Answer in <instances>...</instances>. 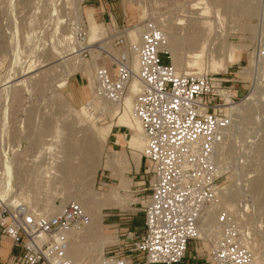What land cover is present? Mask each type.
<instances>
[{"label": "rangeland", "instance_id": "obj_1", "mask_svg": "<svg viewBox=\"0 0 264 264\" xmlns=\"http://www.w3.org/2000/svg\"><path fill=\"white\" fill-rule=\"evenodd\" d=\"M105 1L115 3L120 12L122 9L125 11L127 25L139 28L129 32L131 42L138 39L136 33L141 32V25L146 20L154 22L164 33L175 32L178 39L186 36V40H197L199 37L201 42L207 41L204 43L207 46L201 74L224 75L234 82L241 101L237 114L230 113L232 124L221 147L223 177L219 187V209L231 214L246 235L245 244L255 264H264V1ZM96 4H99L98 0ZM98 7L95 5L91 10L92 17H88L87 9L90 7L86 6L85 0H0V39L3 43L0 85L8 82L13 37L16 39L18 35L21 43L27 36L33 37L31 45L22 44L25 51L22 49L18 65L21 73L12 82L16 84L7 90L8 96L0 93V108L3 99L8 102L5 105L10 129V136L0 142V151L11 157L18 204L47 216V205L61 202L62 207L67 202L81 200V204H86L83 209L89 219L99 220V231L97 229L94 234L86 236L88 239H79V264H88L97 257L100 237H109L111 241L101 246V251L106 252L109 246L128 244L120 237L127 231L132 232L134 237L142 236L143 208L149 194V177L143 173L148 168L143 157L144 148L130 147L126 143L129 137L140 139V135L124 128L119 121L121 113L130 116L127 107L123 101L120 106L93 104L90 94L91 61L79 57L67 60L75 55L67 56L70 48L77 49L73 33L81 25L87 29L88 24L94 22L89 24V29L98 26V31L102 30L98 25L103 21L96 12ZM205 7L204 20L210 22L207 33L202 25L197 28L195 24L193 27L187 23L176 25V20L187 12H199ZM238 7H243L245 12H237ZM113 18L116 19L115 16ZM121 19L122 15L119 21ZM194 26L199 30H194ZM188 40L178 41L181 68L200 75L196 70L184 67V62L188 60ZM211 43L213 46L209 47ZM227 45L238 47L232 53V61L223 70L211 72L207 61L224 55ZM161 62L165 63L164 56ZM61 80L65 86L57 89ZM132 99L129 102L131 112ZM84 106L90 114L88 120L76 115ZM91 106L93 108L89 109ZM116 135L124 138L122 145L116 143ZM87 143L94 148L91 158L81 151L78 155L72 151L66 156L61 154L69 147L79 149ZM46 144L52 149L49 158L44 156ZM134 157L140 163L138 170L133 166ZM46 158L48 160H44ZM44 161H49V166L56 169L68 164L71 172L51 171L50 175L42 176L35 165H43ZM103 183L106 186H102ZM105 213L113 217L105 220ZM84 228L71 231L82 232ZM194 245L195 250L191 248L193 252L188 250L192 261L212 264L207 255L209 244L196 242Z\"/></svg>", "mask_w": 264, "mask_h": 264}, {"label": "built area", "instance_id": "obj_2", "mask_svg": "<svg viewBox=\"0 0 264 264\" xmlns=\"http://www.w3.org/2000/svg\"><path fill=\"white\" fill-rule=\"evenodd\" d=\"M121 15L119 24L111 17L98 24L102 30L92 42L83 25L73 33L78 57L92 63L93 99L119 106L136 84L132 113L148 165L142 236L127 231L120 237L128 244L109 246L97 264H178L196 242L209 244L212 264H254L246 235L231 214L219 209L218 153L232 124L229 107L241 101L234 82L224 75L176 74L162 48V29L146 20L131 42L129 32L139 28L126 24L123 9ZM112 217L103 214L105 220ZM88 222L74 201L47 216L22 204L0 206V236L20 252L13 264H74L67 257V232Z\"/></svg>", "mask_w": 264, "mask_h": 264}, {"label": "bare ground", "instance_id": "obj_3", "mask_svg": "<svg viewBox=\"0 0 264 264\" xmlns=\"http://www.w3.org/2000/svg\"><path fill=\"white\" fill-rule=\"evenodd\" d=\"M197 4L201 5V3H197ZM197 4H194V6L197 5ZM236 10L239 13L245 12V10L243 11V7H238ZM206 12H207V8L206 7L203 8V10L202 11H199V12L198 11L197 12H187L184 16H182V18L176 20V23H177L176 25H182L184 23H187V24H191V26L193 27V25L195 24L196 25V28L198 27V25H202V26H204V29L206 27V29H205V31H206L207 28L210 27V22L204 20V17L206 16ZM88 29H89V25H88L87 30ZM98 30H99L98 29V26L89 29L88 42H92V41H94L96 39L97 35L99 34V31ZM173 30L174 29L172 28V31ZM194 30H199V29H195V26H194ZM208 30H209V28H208ZM207 32L208 31H206V33ZM163 33H164V31H163ZM53 34H55V33H53ZM164 36H165V40L166 41H165V43H164V45H163L162 48H163V50L165 52H167L168 54H170L171 64H172L173 69L175 70V73L176 74H179V75H184V76H199V75H196L195 72H186L185 69H182L181 68L182 67V65H181L182 63L179 61V59H181V58H180V55L177 53V51H178V47L180 46V43H179L180 41L179 40H182L183 42H186L188 40V39L187 40L185 39L186 36L184 38L182 37V38L178 39V37L175 35V32H172V33H168V32L167 33H164ZM31 37H32L31 35L30 36H27L26 38H24L22 40V43H21L18 35H17L16 39H14V37H13V41H12L13 42L12 43V53L13 54H12V59L10 61V65H9V70H8V73L9 74H7V76H8V82L7 83H4L3 86L0 85V93L1 94L2 93L3 94L5 93V95H7L8 94L7 93L8 92L7 90L10 89L12 87V85H15L16 84V83L13 84L12 82L17 79V77H16L17 74L21 73L20 70L18 69V65L21 63L20 61H21V56H22V53H23L22 52V49H24V47H22V44L28 43V44L31 45L32 39H33V37H32V39H31ZM179 37H181V36H179ZM195 37L197 39V35H195ZM34 39H35V37H34ZM198 39L197 40H192V39L188 40V42L190 44L188 46V50L189 51L186 52V57L188 58V60H186L184 62V67H186V68H188L190 70H193L194 69V70H196V72H198V74L202 75L201 74V71H202L201 64L203 63L204 49L207 46L204 43L207 42V41H205L203 43V42H201V39L199 37H198ZM205 39H206V37H205ZM36 41H38V40H36ZM182 41H181V43H182ZM33 43H35V41ZM218 44H220V43H218ZM2 45H3V43L1 44V39H0V69H1L2 63H3V58L1 56L2 55L1 53L3 51L2 50V48H3ZM211 46H213L212 43L209 45V47H211ZM69 48H70V46H69ZM214 48L216 49V47H214ZM75 49L76 48H70L69 49L70 53L67 56H71L74 53H75V55H72L67 60L74 59V58L78 57V54H76L78 51H77V49L76 50ZM234 50H238V47L237 46H233V45H227V50L224 53V55L217 56V59L216 60L215 59L208 60L207 61V67L210 69L211 72H216L217 70H223L224 67L226 66V64L227 63H230L232 61V53L234 52ZM23 51H25V49ZM25 53H27V52H25ZM26 65H28V62H27ZM5 81H6V79H5ZM64 86H65V83L63 82V80H61V82L56 86V88L57 89H61ZM136 90H137V86H136L135 83H133L132 86H131L130 92L127 94L128 96L126 95L124 97V99H123V105L125 107H127L130 116L127 115V114H125V113H121V114H119L120 115L119 116V121H120V124H122L124 128H126V129H132V130L136 131L140 135V139L134 138L132 136L129 137L126 140V143L130 147L142 149V148H144L145 142L143 140L141 128H140L139 123L134 119L133 113L131 112V109L129 107V102L131 101V98L133 97V95L136 92ZM6 100L4 101V99H3V104H2V106L0 108V142L1 143L4 142V139L5 138H7L8 136H10L9 116H8L7 111H6V105H5L8 102H6ZM93 104H95V105L97 104V101L95 99L93 101ZM108 106H112V105H108ZM239 107H240V104L231 105L229 107L228 112L233 114V112L235 113ZM116 110H114V111L116 112ZM86 111L87 110H86V107L85 106L84 107H81L80 110L78 112H76V115L82 116V117L86 118V120H88L90 114H87ZM115 114H117V112ZM236 114H237V112H236ZM80 119H81V117H80ZM122 138H123L122 136L116 135V143L119 144V145L120 144L122 145ZM93 143H94V141H93ZM94 146H95V143H94ZM53 148H55V147H53ZM45 150H46V153L44 154V156L48 157V156H50V154H52V149L47 144H46ZM221 150L222 149H220L219 150V153H218L219 163H221V159L220 158H222V152H221ZM71 151L74 152L75 155H78L79 152L81 151L84 154H87V156L89 158L93 157V154H94V148L91 145V143H89V144L87 143L83 147H80L79 149H74V150L72 149V147L71 148L69 147V148L65 149V151L63 150V152L61 154H63L64 156H66ZM57 155H58V153H57ZM8 158L9 157L7 156V154L5 152L2 153V154H0V206H5L6 205V207L7 206H10L9 208H13V207L16 206V204H18L16 202V198H17L18 195L16 193V190H14V185H13L14 184V182H13L14 180H12L13 177H14L13 176V173H12L13 172V169H12L13 166H11L12 163L10 164V162H12V160L10 161L11 157L9 159ZM83 158H84V156L82 157V159ZM85 158H86V156H85ZM44 160H48V159L46 158ZM87 160H89V159H87ZM8 161H9V163H8ZM133 166H134V168L136 170H138V168H139V160H138V158H135V157L133 158ZM35 169L37 171H39L42 176L50 175L51 174V171H53L55 173H59L58 171L60 170L61 172L62 171H65L68 174H69V172H71V168L68 166V164H66L64 166H61L60 168L56 169V168H51L49 166V161H46V162L44 161V164L43 165L42 164L35 165ZM1 176L2 177L4 176V179H1L2 178ZM229 192H230V190H229ZM77 202H79L81 204V200L80 201H76V203ZM219 203H220V201H219ZM62 204L63 203L60 202L58 205H53V204L52 205H47V208H48L47 209L48 210L47 211V215H52L55 212H58V210H60ZM81 205L80 206H81L82 209H83V207L85 208V206H86V204H84V205L81 204ZM11 206H13V207H11ZM206 222H207V220H206ZM99 226H100L99 220H95V219H93V217H90L88 224L85 226V228L83 229L82 232L79 231V232H75L74 233L71 230L67 232V236L69 238V248H68V252H67V257H68V259L71 262H73L74 264H79L80 263L81 255L79 253V242H80L79 239L82 238V237L83 238L84 237L86 238V236H90V235L94 234V232L97 231V229L99 231ZM86 239H88V237ZM99 240L100 241H98V245L100 247L98 246L99 249L98 248L97 249L95 248L97 250V252H96L97 257L96 258L94 257L88 264H97L99 262L100 258H101V255H102L101 246L103 244H107V243H110L111 242L110 239H109V237H105V238L100 237ZM253 262L255 264L254 258H253Z\"/></svg>", "mask_w": 264, "mask_h": 264}, {"label": "crops", "instance_id": "obj_4", "mask_svg": "<svg viewBox=\"0 0 264 264\" xmlns=\"http://www.w3.org/2000/svg\"><path fill=\"white\" fill-rule=\"evenodd\" d=\"M98 1H99V4H96V0H85L86 6L90 7L87 9V11H89L88 17H92L91 10L94 9L95 5H99V7L96 8L97 10L96 12L99 13L100 19H102L103 21H107L108 17H111L112 19H114L113 16H115L116 18L115 21H117V23L121 22V20L119 21L121 12L118 10V7L115 3L106 2L105 0H98ZM89 24L92 25L95 23L90 22ZM94 27H97V26H94ZM139 166H140V163H139ZM191 248L195 250V245L193 243H191L188 248V250L190 249L193 252V249ZM19 253H20L19 249L12 247L11 243L7 239L0 236V264H13L14 256L18 255ZM188 254L189 253L187 251L186 259L178 264H196V262L192 261L191 259L193 257L192 256L189 257Z\"/></svg>", "mask_w": 264, "mask_h": 264}]
</instances>
